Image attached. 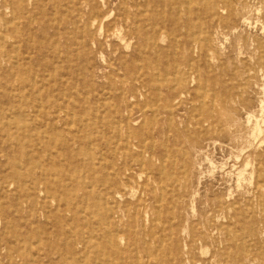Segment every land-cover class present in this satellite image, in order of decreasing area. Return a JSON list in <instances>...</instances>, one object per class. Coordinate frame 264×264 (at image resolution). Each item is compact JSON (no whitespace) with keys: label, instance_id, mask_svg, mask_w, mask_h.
Here are the masks:
<instances>
[{"label":"rangeland","instance_id":"1","mask_svg":"<svg viewBox=\"0 0 264 264\" xmlns=\"http://www.w3.org/2000/svg\"><path fill=\"white\" fill-rule=\"evenodd\" d=\"M19 1L15 16L19 17L18 28L22 38L11 34L13 25L0 21V94L8 92V78L14 80L11 82L15 83V88L20 85L15 79V70L21 68L9 66L6 55L10 54L13 61H19L21 65L24 63V68L30 71L17 77V80H21L36 75L41 66L46 70L44 74L52 75L51 44L63 49L70 46L74 56L73 77L69 79L70 95L67 93L69 96L63 100L68 103L72 116L69 115L65 123L57 122L53 132L46 133L41 128L38 132L13 134L10 143L15 142L16 145L12 165L5 168L8 162L0 158V177L8 172L14 174L15 168L16 173L22 174V190L17 189L15 182V187L10 188L13 195L7 202L5 216L0 211V238L10 240V244H4L0 239V264H41L38 258L48 248L52 252L56 250L62 253V261L58 255L54 256L56 262L76 263L69 256L68 243L81 235L88 238L97 228L101 229L98 242L107 236L108 226L101 221L106 206L98 200L114 168H121L125 164L132 168L130 186L121 190L120 195H114V199L115 207L118 206L117 216L123 220L120 229L124 233L131 232L134 238L130 240L125 236L120 242L121 251L114 248L115 251L104 255L94 250L77 263L134 264L138 257L143 259L145 239L150 241L151 246L157 247L164 238L165 264H243L239 258L233 257L236 254L241 257L245 246H256L261 250V246H264V177L260 179L257 175L259 163L256 158L264 152V0H213L216 2V7H213V58L201 57L198 50L189 53L187 43L190 45V40L187 42L182 36L187 29L177 27L178 32L173 36L171 29L174 27L167 26L170 32L166 43L162 44L168 46L169 50L161 56V65L169 67L163 95L168 97L167 103L171 104V108L160 115L157 125L153 126L150 117L153 104L145 98L132 97L129 86L122 83L123 75L132 64L130 54L125 60L128 67L122 66L115 61L110 48L105 46L103 53L94 57L93 67L87 68L86 57L77 56L79 39L74 36L54 37L58 28L65 32L67 20L77 16L80 6L88 12L85 0ZM96 1L104 10L111 9L110 14L114 18L116 3L106 8L103 4L105 0ZM166 1L167 6L161 7L165 18L170 19L171 15L180 13V17L186 19L187 11H194L191 14L196 27L191 33L193 41H198L205 33L209 36L205 29L212 20L196 15L198 5L195 0ZM200 5L205 7L204 2ZM74 7L76 11L69 13L68 10ZM55 11L61 15L55 16ZM156 58L153 55L151 61L154 62ZM189 58L193 59L192 65L185 63V59ZM111 62L113 66L109 67L108 63ZM58 64L68 69L66 62L60 61ZM83 67L86 72H83L85 69L80 70ZM90 74L93 75L92 83ZM52 85L48 83L45 89H41V94L35 93L24 100L34 104L44 100L47 89L52 90ZM95 88L101 92L97 93ZM155 91L149 89L148 96L152 97ZM210 91L213 94L222 92L235 95L233 111L227 113L234 122L233 126L228 133L201 136L198 143L193 145L185 142L175 145L178 134L189 130L191 136L198 129L193 123L196 119L195 104L189 103V98L195 94L207 98ZM50 100L52 98H48ZM162 103L159 102V106ZM54 119L50 121L53 123ZM28 125H32L30 119ZM153 131L158 143L164 142L168 146L166 150L162 146L157 147L158 156L164 157L161 160L151 155L150 135ZM31 137L36 142H29ZM17 142L26 148L23 149L21 145L17 147ZM128 143L130 148L127 147ZM250 156L251 164L243 165V160ZM162 167L176 170L181 178L186 176L187 181L182 179L176 184L168 182L165 187L159 186L155 171ZM29 169L35 171L34 178L38 180L35 186L27 175ZM73 194L78 203L76 211L79 214L76 216L67 211V207L73 206ZM47 195L52 198L45 200ZM215 197L219 198L220 203L213 205L212 210L210 199L213 198L214 204ZM24 200L28 202L24 204ZM46 201L51 206L47 213L43 211ZM234 201L236 209L246 211L244 218L238 219L233 211L230 212L228 205ZM16 204L19 209L22 208L21 214L29 215L32 212L37 219V223L31 224L28 230L17 226L8 229L5 224L6 218L11 221L18 213L14 207ZM58 204L61 207L57 209ZM33 205L35 208L32 211ZM179 227H183L180 234L176 231ZM189 227L198 233L208 230L212 239L208 243L198 241L194 245L189 244ZM15 232L26 233L25 241L13 239ZM43 232L48 233L44 235ZM42 236L46 238L42 240ZM9 254L15 258L13 262L8 260ZM43 262L55 264L47 259H43Z\"/></svg>","mask_w":264,"mask_h":264},{"label":"bare ground","instance_id":"2","mask_svg":"<svg viewBox=\"0 0 264 264\" xmlns=\"http://www.w3.org/2000/svg\"><path fill=\"white\" fill-rule=\"evenodd\" d=\"M115 1L116 2H114V0H105L103 3L106 8H109L112 3H116L117 10H116L114 18H112L111 16L112 14H110L112 12L111 9L104 10L103 6L99 4L96 0H85L86 8L88 9V12H86L82 6L80 7L78 6L79 8L77 9V16L75 18H70L69 20H67L66 22L67 29L65 30V32H62L61 29L58 28L57 30H55L56 32H54V37L65 38L66 36V38L67 37L69 38V36H74L75 38L79 39L80 41H78V48L79 47L80 48L78 50L77 56L86 57L87 68L93 67L94 57L98 53L102 54L103 53L102 51L105 48V46L110 48L111 53L115 56V61H118V63L121 64L122 66L126 65L127 62L125 60L128 57V54H130V57L132 58V61H131L132 64L131 66L129 65L130 66L129 69L126 68V70L128 69V71L125 75H123L122 83L129 86L132 97H135L137 99L145 98L146 100L150 101L151 104H153L151 105V115H150L151 126L157 125L159 116L163 115L168 109L170 110L171 108L170 107L171 104L169 105L167 103L168 97L163 95V92L165 91L166 85H167V80L165 76H167L166 72L168 73L169 67L167 68L166 65H161V56H164L166 51L169 50L168 46H166L165 44H162V43H166V38L168 37V34L170 32L167 26L169 25L172 28L174 27L173 29H171L173 36H176L178 32L176 31L177 27H180V28L184 27L185 29H187V31L184 34H182V36L187 42H189L190 40L191 44L189 45L187 43L189 53L191 52L193 54V53L200 51L201 53L199 54L201 57L205 56V58H213V38H212L213 37V9L216 7V2L215 1L213 2V0H195L194 1L198 5V10L196 11V15L198 16L199 14L200 16L199 18L202 17L204 19H211L212 22H210L211 25L209 23V25L206 27L207 30L204 27H202L203 29H205L207 33H209L208 34L209 36H207L205 33L203 36H200V39L198 41H193L191 39V36H192L191 33H193L192 31L195 30L196 27H195V20L191 18L192 17L191 14L194 11H191V10L187 11L186 19L181 18L180 13L171 15V18L169 19V18H165V16L163 15V10L161 8V7L167 6L166 0H115ZM19 2H20L19 0H3L0 3V21H2L4 24H7V25L8 24L13 25L11 34L16 35L17 38H22L19 28H18V24L20 23V22L18 23L19 17L15 16V10L18 8ZM203 2L205 3V7L200 5ZM1 10H3L2 12L4 13H2ZM74 11H76L75 7L71 11L68 10L69 13H72ZM179 11L181 12L180 9ZM57 15H61V13L59 11H55V16ZM61 20H64V19H61ZM106 21H108V23H106ZM191 40L193 42H191ZM53 45L51 44L50 46V49L52 51V54H51L52 57L50 58L52 59V64H53V69H54L52 72L53 73L52 75L44 74V71L46 70H43L42 69L43 66H41L40 69L38 70L39 72L36 75L32 77L29 75V77L25 79L17 80V77H19V75H23L25 72L28 71L27 68H24V63L23 65H21L19 61H13V58L10 56V54L6 55L5 57L9 66L14 67V65H16L19 68H21V69L15 68L17 69L15 70L17 73L15 75V79L17 82H20L19 87L15 88L14 87L15 83L11 82L14 80L11 78H8L6 79L8 92H6L5 95L0 94V97L3 98L0 100V105H1L0 106V141H1L0 142V158H5L7 160L8 163L5 164V168H7L9 165H12L11 158L13 157L12 153H13V150L15 149L14 146L16 145L15 142L13 144L10 143L13 134L18 135V133H20L21 135H24L25 133H30L31 131L38 132L41 128H43L44 132L46 131V133L47 131L53 132L56 130L55 124L57 122L59 121L64 122V120L66 121L67 119H69V115H71L69 114V110H68L69 105H67L68 103L64 102L63 98H66L70 95L71 87L69 86V83H70L69 79L73 77L72 63L74 62V56L72 54V50L70 46H67L65 47V49H63L60 46H57V45L55 46L54 43ZM11 47H13V45ZM15 47L17 48V46ZM178 47H179V44H178ZM153 55L157 56L156 58L157 62H156V59L154 62L153 60L151 61V58L153 57ZM181 56L183 55L181 54ZM192 60L193 59L191 58L185 59V63H187L188 65H192L193 63ZM60 61L66 62L69 65L67 70L65 68L63 69V67H61L58 64ZM108 64H109L108 65L109 67L113 66L112 62ZM176 65L177 64H175V66ZM161 66H163V70H161ZM45 67H48V66H45ZM82 69H85V68L83 67L80 70ZM88 70H91V69H88ZM29 72L30 71H28V73ZM83 72H86V69ZM93 72L94 71H91V73ZM90 77H91V83H92L93 75L90 74ZM48 83L53 84L51 88L52 90L47 89V93L44 96L45 97L44 100L40 98L42 101L38 100L36 102L37 104L36 103L34 104L31 101L29 102V100L28 101L24 100L25 97H32L35 93L41 94V89L42 88L45 89V86ZM176 84L177 83L175 82V85ZM10 87L12 88L11 91H10ZM149 89L156 90L155 93L152 95V97L148 96L147 94V91ZM95 90L97 93L101 92L100 90L96 88ZM210 92L211 94L208 95V97L206 96L207 98L203 97L202 95L200 96L198 94H195L189 98L188 102L195 104L194 107L196 111V116H195L196 119H195V122L193 123L195 127H197L198 129L193 134L195 137H191L193 135L190 136L189 130H187L185 133L178 134L175 138V145H180L181 143H184V142L191 143V145H193V144L198 143L199 138L201 136H206V134L213 135V133H228L229 132L228 130L233 126L234 122L232 119H230L227 113H230L231 111H233L232 104L235 100V95L231 93H222V92H217L213 94V91H210ZM42 94H44V92H42ZM15 97H18V99H16ZM48 98H52V100L48 101ZM159 102H163L162 105L159 106L158 104ZM4 103H7V104L5 105ZM66 116H68V118ZM63 117L64 118L66 117V118L64 119ZM53 118L55 119L53 120V123H52L50 120H52ZM29 119L32 125H28ZM19 123H22V124L19 125ZM129 138L130 136L127 137V141L130 143ZM150 140H151L150 149H151L152 157L163 159L164 158L163 156H158V154L156 153V149L158 146H162L166 150L168 149V146H166L164 142L158 143L157 135L154 131L150 135ZM30 141L36 142L34 139H32V137H31V140H29V142ZM129 143L127 147L130 148ZM26 144L28 145V143ZM20 145L21 147H23V149L26 148L22 143L17 142V147H19ZM32 145H35V143H32ZM252 156L245 158L243 160V165L248 166L249 164H251L250 158ZM258 156L259 158L258 159L256 158V160H258V163H259L258 164L259 174L257 175L261 179L262 177H264V152ZM34 160L35 158L32 159V162ZM187 164H189V160L187 161ZM0 168H1V161H0ZM16 170L17 169L15 168L14 174L12 172L11 173L8 172L7 174H4L3 176L0 177V211L4 216L8 210L6 208L7 202L13 195L10 193V188L15 187L14 183L16 182L18 186L17 189L22 190V186L20 185V179H21L22 174L20 176L19 173H16ZM155 172L159 177V184H160L159 186L163 185V187H165V185L168 182L175 183L177 181H181L182 179L187 181L186 176L181 178V176L176 173V170L174 171L172 170V168L170 170H167L165 167H162V169L160 168L156 170ZM34 174H35V171L33 169H29L27 171L28 177L30 176L32 178V183L35 186L38 183V180L34 178ZM131 179H132V168L130 165L125 164L121 168H114L113 174L110 175L109 178L105 181L104 183L105 190L101 192V196L98 201L100 203L102 201L106 206V210L104 211L102 215L103 220L101 221L104 222L105 226H108L107 227L108 232H106L107 236L104 238V240H100L98 242L101 236V229L97 228L95 229V233L91 236H88V238L85 235H81L77 238L75 237L73 241L71 240V242L68 243L67 250H68L69 256H71L73 260L76 262L73 264H79L77 263L78 260L79 262L82 261L84 258L89 256L90 252H93L94 250L104 253V255H109V253L115 250L121 251L122 248L120 247V244H121L120 242L124 239V237L128 236L130 240L134 238L131 232L124 233L120 229V226L123 220L122 218H119V216H117V214H119V212L117 211L118 206L115 207L116 200L114 199V195H120L121 190L130 186ZM41 183L46 184L44 181H42ZM236 183H239V182H236ZM256 186H258V184ZM36 190L37 189H35V191ZM50 190L53 191V189H50ZM42 191L44 192V190ZM45 191L48 192L47 189ZM52 191H49V192L51 193ZM166 195L168 194L166 193ZM51 198L52 196L47 195L45 200H48ZM72 198L73 200L71 199V202L73 206L71 207L66 206V207L69 213L76 216L79 214V212L76 211L78 207L76 195L73 194ZM53 200L57 201L55 197H53ZM210 200H211L210 207L213 210V205L220 203V200L218 197H215L214 204H213V198ZM73 201H75L76 204ZM26 202L28 201L24 200V204ZM235 204L236 202L234 201L232 204L228 205L231 208L230 212L233 211L234 217H238V219L244 218V216L246 215L245 214L246 211L241 212L240 209H236L237 207H235ZM110 205L112 206L110 207ZM14 207L18 213L14 215V219L11 221L10 219L6 218L7 221L5 224L8 229L11 227L14 228L15 226H17L18 228H24L28 230L31 224L37 223V219L36 217H34V214H32V212H30L29 215H23L20 212L21 211L20 209L22 208L19 209L17 204ZM27 207H29L28 204H27ZM60 207L61 205L58 204L57 209ZM159 207L161 208V205ZM34 208H35V205H33V207L31 208L32 211ZM49 210H51V206H50V203L46 201L44 203L43 211L47 213V211ZM60 216L62 217V215ZM29 217L32 219H29ZM86 219L87 218H85V220ZM182 228L179 227V229H176V231H179V234H180V232L182 231ZM189 230H190L189 244L191 245H194V243L198 241L208 243V241L212 239L211 234L208 230L207 232H204V233H198L197 231H195L193 228H190V227H189ZM43 233L44 235H47L48 232H43ZM13 234L11 233V235H13L12 236L13 239L17 238L21 241H25V238H27L26 233L22 234V233L15 232ZM105 235L106 234H104L103 237ZM149 236L153 237L152 235H149ZM44 238L46 237L42 236L41 239L43 240ZM0 239L2 240L4 244H10L9 239L8 240L5 238H0ZM163 241H164V238L162 239V241H160V245H158L157 247H153L151 246L150 241L145 239L143 242V249H142L143 259H141V257H138L137 261L134 264H165L164 262L165 261L164 260L165 259V249H164ZM178 242L180 241L178 240ZM114 248H117V249L113 250ZM56 255H58L59 259L62 261L61 258L63 257V255L61 252H58L56 250L52 252V250L48 248L44 250L43 254L38 258L39 263L42 264L43 259H47L51 263L60 264V262L58 261L56 262V259L54 258V256ZM235 257L237 260L239 258V260H241L243 264H264V246L263 245L261 246V250L257 248L256 246L254 248L251 246H245L244 254H242L241 257H238V255L236 254L233 258ZM7 258L8 260L12 262L15 260V258L11 256L10 254L7 256Z\"/></svg>","mask_w":264,"mask_h":264}]
</instances>
